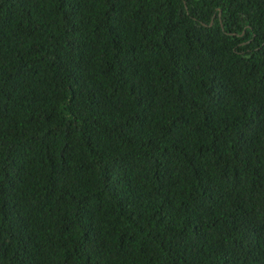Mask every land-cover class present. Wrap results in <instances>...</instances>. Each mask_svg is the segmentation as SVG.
I'll return each mask as SVG.
<instances>
[{"label": "trees", "instance_id": "16d2710c", "mask_svg": "<svg viewBox=\"0 0 264 264\" xmlns=\"http://www.w3.org/2000/svg\"><path fill=\"white\" fill-rule=\"evenodd\" d=\"M0 264H264V0H0Z\"/></svg>", "mask_w": 264, "mask_h": 264}]
</instances>
